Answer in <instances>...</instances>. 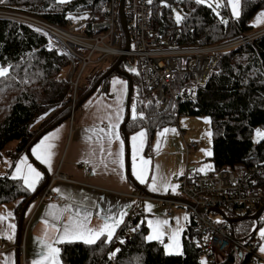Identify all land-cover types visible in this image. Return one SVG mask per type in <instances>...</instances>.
Here are the masks:
<instances>
[{
  "label": "trees",
  "instance_id": "16d2710c",
  "mask_svg": "<svg viewBox=\"0 0 264 264\" xmlns=\"http://www.w3.org/2000/svg\"><path fill=\"white\" fill-rule=\"evenodd\" d=\"M7 1L12 5L25 6L49 22L62 25L70 19L67 11L79 4V0L64 4L59 0ZM152 1L154 33L169 36L177 45L184 46L216 43L252 31V17L264 9V0H246L241 16L224 20L207 2L197 4L195 0H179L177 6L184 19L177 24L168 4L162 0ZM222 12L226 13V10L222 8ZM48 40L46 32L18 20L0 18V67L9 69L7 77H0V162L5 154L14 162L35 143L37 135L66 121L72 112L74 88L68 78L71 61L62 51L51 48ZM116 59H110L106 67L100 63L86 68L85 78L83 80L82 77V85L76 92L79 100L96 85L100 75ZM218 64L219 69L211 73L208 82L198 87L193 105L184 102L180 106L189 110L186 114L200 113L211 120V155L208 157L213 161L211 170L218 171L224 166L238 169L262 163L264 140H260L256 133L264 129V33L254 42H246L224 53ZM113 74L103 78L94 92L106 88ZM130 74L134 84L132 98H135L136 107L144 118L133 120L130 117L126 130L148 126L152 134L173 120L177 122L176 108L171 106L165 113L157 111L155 96L142 87L139 73L132 71ZM11 142L13 146H9ZM44 182L39 181L35 191H31L24 179H13L8 173L0 174V204L13 203L19 217L24 203L34 195L37 198L41 193L37 189ZM258 183L264 187V177H259ZM36 198L28 203L27 211ZM224 211L232 215L228 207ZM240 221H243L240 223L242 233L238 235L234 226V234L239 237L252 235L254 220ZM124 231L122 228L120 236ZM197 232L198 226L188 220L182 233V255L167 254L161 241L148 240V228L142 222L141 231L130 240H121L123 243L118 239L108 241L105 237L95 244H85L82 240L66 241L60 244V255L65 264H200L203 251L194 240ZM116 243V258L112 260L109 254ZM250 258V255L232 248L215 264H248Z\"/></svg>",
  "mask_w": 264,
  "mask_h": 264
},
{
  "label": "built area",
  "instance_id": "2783aa9c",
  "mask_svg": "<svg viewBox=\"0 0 264 264\" xmlns=\"http://www.w3.org/2000/svg\"><path fill=\"white\" fill-rule=\"evenodd\" d=\"M123 1L124 22L130 30V47L126 50L125 33L121 27L122 19L119 14L121 0H79L77 6L67 11L70 19L65 25L49 22L22 5H12L7 1L6 5L0 6V18L18 20L36 30L46 32L50 39L47 44L69 57L71 63L68 78L74 88L72 116L75 113L73 108L79 101L76 92L82 77L86 74V68L90 65H100L124 54H127L129 61L130 57L136 59L134 66L138 68V78L142 87L154 94L157 111L165 113L173 106L178 116L187 113L189 110L181 108L180 105L184 102L193 105L198 87L206 84L211 73L219 69L218 63L224 53L246 42L252 43L264 33V29L261 28L254 33L246 32L233 39L216 43L177 45L169 36L154 33L152 0ZM162 2L172 6L178 5L179 0ZM84 13L86 16L81 22L76 23L71 18V15L78 17ZM121 39H124L123 44ZM72 116L68 118L70 123ZM259 131L264 132V129ZM180 133L185 134L184 131ZM185 146L186 164L178 180L179 193L172 197H162L152 196L146 191H134L130 196L132 203L127 210L126 220L122 224L125 231L120 241L130 240L134 234L141 231L142 202L149 197L160 201L169 216L173 215L174 206L188 213V220L198 226L194 240L207 255L208 264L219 262L218 258L225 257L232 248L250 255L248 264H264V257L257 251L261 240L256 237L255 232L246 237L236 236L234 224L231 226L228 220L216 211L207 212V209L213 207L223 211L228 207L232 215L224 212L230 217L252 216L256 213L264 204V187L258 183V178L264 177V161L256 165L240 166L238 169L224 166L218 171L201 172L195 170L188 159L189 152L200 147L199 142L185 141ZM59 170L50 175L49 184L35 199L36 206L60 197L52 189L54 182L58 180L73 182L65 172ZM89 170L90 167L87 166V172ZM25 239L24 230V236L17 246L9 245L0 239V248L8 251L16 247L20 264H32L27 254ZM117 247L118 243L110 251L112 260L116 258L113 253Z\"/></svg>",
  "mask_w": 264,
  "mask_h": 264
},
{
  "label": "crops",
  "instance_id": "0c3cea01",
  "mask_svg": "<svg viewBox=\"0 0 264 264\" xmlns=\"http://www.w3.org/2000/svg\"><path fill=\"white\" fill-rule=\"evenodd\" d=\"M262 10L264 11V9H260L259 12ZM259 27L264 28V23H261ZM102 64H108V61ZM134 67L123 64L121 68L128 69L130 73L132 71L138 72V68ZM129 86L128 77L118 73L113 74L108 79L106 88L94 92L76 109L71 119L72 124L67 119L55 128L52 127L44 132L38 140H35V143L29 146V150L23 151L14 162L10 156L9 159L4 157L5 160H1L0 174L8 173L9 176L13 177L15 175L17 178L23 179V176L27 173L26 166H21L22 172L19 174L16 173V166L24 157H27V164H30L41 173L42 179L40 181L44 182L58 169H60V172H65L67 177L73 181L58 180L54 182L52 189L60 197L57 200L51 199V201L38 204V206L34 203L26 212L24 223L25 243L32 264L34 262L47 264L46 261H42V253L47 251L45 243H52L57 235V232L51 226L53 224L57 228H62L70 219L78 221L85 214H90L87 226L96 229L105 223V218L114 217L118 219L119 214L124 213L123 222L116 228L112 238L120 241L122 235H124L123 232L120 236L122 224L126 220L127 210L132 203L130 196L134 191H146L152 196L162 195V197H172L179 193V188L173 191V186L175 188L178 186V180L183 174L184 165L186 164L187 149L185 141L181 144L179 135L172 131L170 133L173 137H170L168 132L164 133L163 136L160 135L164 128L171 123L157 129L152 134L148 126L127 131L126 125V128L122 129L128 112L126 101L128 100L127 91ZM133 104L136 106L135 98L131 96L130 111ZM117 108H123L119 121L116 119ZM136 111L139 114L138 107H136ZM109 123L119 124L115 131L119 133L120 139L113 138L111 144H109V138L100 132V129L107 132ZM142 130L146 132V137L142 147H140L139 140L136 142L137 147H140V151L134 159L135 149L131 138ZM45 137H48L45 144L55 145L50 149L52 152L50 170L47 164L42 163L33 155L32 151L41 141L45 140ZM101 137L103 138L101 139ZM121 140L123 141L122 155H120ZM158 141L159 150H157ZM141 157L150 161L144 173V183H141L135 174L142 167H145L140 162ZM87 166L90 167L89 172H87ZM192 167L197 171H201L199 168L196 169L194 164ZM153 177L156 180V191L151 190ZM57 189L59 191H56ZM148 205L152 206L151 210L148 209ZM52 206L56 207L53 208ZM14 207L13 203L0 204V217L4 218L0 220V239L9 245H16V239H18L19 219L15 214ZM65 209H69V211H65ZM77 212L79 216H76ZM53 214L58 216L59 219H54ZM172 214V216L167 215L161 202L156 199L147 197L142 202V223L148 228L146 238L153 234L152 228L149 227V221L155 224L157 220H167L168 224L163 228L165 233L162 238L163 245L172 243L169 237L179 229L178 240L182 250V233L186 228L189 215L176 206L173 207ZM45 221L48 222L47 225ZM112 222L111 219L108 220L109 224ZM11 225H15V227L12 228ZM9 236L12 239H8ZM102 237L106 238V236ZM66 241L78 242L79 240L69 239ZM154 241L160 242V240L155 239ZM60 244L55 243L53 246L61 251ZM18 258L16 247L8 251L0 248V264H18ZM58 261L59 264H65L60 252Z\"/></svg>",
  "mask_w": 264,
  "mask_h": 264
},
{
  "label": "snow or ice",
  "instance_id": "6c2138e0",
  "mask_svg": "<svg viewBox=\"0 0 264 264\" xmlns=\"http://www.w3.org/2000/svg\"><path fill=\"white\" fill-rule=\"evenodd\" d=\"M2 2V0H0ZM60 3H69L70 0H59ZM151 2V0H149ZM195 3L197 4H204L205 0H195ZM228 3L232 7V13L234 16H239V5H240V0H228ZM167 6V5H165ZM209 7L212 5L209 4ZM216 7L219 8L221 5L219 3L216 4ZM264 15V14H262ZM184 19L179 13L176 15V22L179 24L181 20ZM223 23H227V21H222ZM9 75V69L5 67H0V77H7ZM123 111V108H117L116 109V119L117 121L120 120V113ZM131 117L133 120L137 119H143L144 115L143 113H137L136 111V106L133 104L131 107ZM119 127V124H113L109 123L108 125V130L105 132L104 129H100V132L104 133L108 138H109V144H111L112 139L119 140L120 136L119 133L116 132L115 130ZM169 131L175 132V129H164L162 133H160L161 136L164 135V133H167ZM257 137L260 140H264V132L257 131L256 133ZM146 137V132L145 131H140L136 135L132 136V141H133V146L135 149L134 153V159L136 158V155H138L140 151V147L143 146L144 139ZM103 137H101L102 139ZM48 140V137H45L44 141H41L40 144H38L35 148H33V155L36 156L37 159L41 160L42 163H45L48 165L49 170L51 169V157H52V152L50 149L55 147L53 144H45V141ZM140 141V147H137L136 142ZM259 142V141H258ZM121 144V151L120 155L123 154V141H120ZM157 150H159V141L157 144ZM111 155V153H109ZM207 155H211L210 152L206 153ZM140 162L143 166L141 170L137 173V178L140 179L141 183L145 182V177L144 173L146 172L147 168L146 166L150 164L149 160H145L142 157L140 158ZM26 166L27 168V173L23 176L24 183L27 186L28 189L31 191H35L36 184L42 179L41 173L38 172L35 168H33L30 164H27V157H24L19 164L16 166V173L19 174L22 172L21 166ZM122 165V161H121ZM182 174V173H181ZM17 176H13V179H16ZM156 180L155 177H153V186L151 188L152 191H156ZM167 190V188H165ZM175 190V186H173V191ZM56 191H59L58 189ZM55 208L56 206H52ZM149 210H151V205L147 206ZM65 211H69V209H65ZM54 215V219H59L58 216ZM123 215L124 213L119 214V218H114V217H107L105 218V223L100 226L99 228L93 229L89 228L87 226L90 214H85L82 219L77 220H72L70 219L67 223H65L62 228H57L55 224L51 225L55 231L57 232V235L52 243H45V247L47 249L46 253H42V261H46L47 264H59L58 261V256L60 249L57 247H54L53 244L55 243H63L66 240L69 239H74V240H82L83 243L85 244H95L97 240H99L102 236H106V239L108 241H111L113 238V234L116 230V228L123 222ZM76 216H79V213H76ZM4 219L3 217H0V220ZM111 219L113 222L111 224L108 223V220ZM47 225V221H45ZM168 224L167 220L164 221H159L157 220L155 224H153L152 221H149V227L152 228L153 234L150 235L147 239L148 240H160L161 243H163V236L165 235L164 233V226ZM12 228L15 227V225H11ZM179 229L175 232L172 233V235L169 237V239L172 241V243L165 245V248L167 250V254H176V255H182L183 253L180 251V243L178 240V235H179ZM260 236L264 238V229L260 230ZM8 239H12L11 236L7 237ZM123 243V241H121ZM118 251V250H117ZM261 252H264V247L260 249ZM115 255V253H113ZM34 264H39V262H34ZM203 264V262H202Z\"/></svg>",
  "mask_w": 264,
  "mask_h": 264
},
{
  "label": "rangeland",
  "instance_id": "374dc122",
  "mask_svg": "<svg viewBox=\"0 0 264 264\" xmlns=\"http://www.w3.org/2000/svg\"><path fill=\"white\" fill-rule=\"evenodd\" d=\"M205 2H207L208 4H211L212 5L211 7L213 8V10H215L217 14L219 13L224 20H227V19L232 20V19L238 18L239 16L242 15L243 11L245 10L244 4H245L246 0H240V5H239V13L240 14H239V16L233 15L232 7L228 3V0H205ZM217 3H219L221 5V7L217 8L216 7ZM6 4H7V0H2V2H0V6L6 5ZM222 8L226 10V13L222 12ZM169 9L173 13L175 21H176L177 13H179L181 16H183V12H181L180 8H178L177 5L169 6ZM263 12L264 11L262 10L259 12V14L257 13L258 14L257 16L255 15L252 17L250 22L254 26L253 28H255V29H252V31L250 30L247 32L254 33V31L256 32V30H259V29L261 30V27H259V25L261 23H264V15H262V14H264ZM85 16H86V14L84 13L78 17L71 15V18L77 23V22L83 21ZM262 29H264V28H262ZM135 64H136V59L130 57V62L128 65L135 68L134 67ZM106 65L107 64H104V65L102 64L101 66L106 67ZM84 78H85V76L83 77V80H84ZM81 85H82V81H80L79 86H81ZM176 118L179 120V122H178V120H177V122L173 120V122L171 121L170 122L171 124L166 126V128H164V129H170V130L175 129V132H173V133H176L179 135V137H180L179 142L181 144L183 141H190V140L196 141L197 140L199 142L200 147H198L197 149H195L189 153V155H188L189 162L191 163V165H193V164L196 165V169L199 168V169H201L202 172H206V171L213 169V161L212 160L210 161V159L208 158L210 155L206 154V153L211 151V145L210 144H211V138H212V131L210 128V124H211L210 118H208V116L200 114V113H195V114L182 113ZM180 131H184L185 134L182 136ZM168 133H169L170 137H173L172 133H170V131ZM13 145H14L13 142H11L9 144V146H13ZM177 145H178V143H177ZM9 146H7V147H9ZM4 157H5V159H9V156H7L6 154L4 155ZM49 181H50V179H49ZM177 188H179V187L176 186L175 189H177ZM241 222H243V221L234 223V225L236 227V233L238 235L240 233H242L241 228H243V226H242V224H240ZM253 224H254V227L252 230H254V228L257 225L254 221H253ZM23 225H24V223H23ZM21 228H22V226H21ZM261 229H264V224L262 226H260L259 229L255 230V235H256V237L260 238V240H261V244L259 245V248L257 249V251L259 252V254L261 256L264 257V252L260 251V249L262 247H264V238H262L260 236V230ZM21 236H22V233H21ZM19 243H20V240H19ZM164 251L167 252V250L165 248H164ZM180 251H181V248H180ZM207 259H208L207 255H205V253H202L200 264H202V262H203V264H208ZM218 259H220V258H218Z\"/></svg>",
  "mask_w": 264,
  "mask_h": 264
},
{
  "label": "water",
  "instance_id": "95a60500",
  "mask_svg": "<svg viewBox=\"0 0 264 264\" xmlns=\"http://www.w3.org/2000/svg\"><path fill=\"white\" fill-rule=\"evenodd\" d=\"M123 7H124V1L121 0V5L119 7V14L121 16V27L123 28V31H124V36H125V41H126V45L124 47V49H128L130 47V41H129V33H130V30H129V27H127L126 25V22L125 21V14H124V10H123ZM122 64H129V58L127 56V54L125 55H121L119 57H117L116 60L113 61V63L108 67V69L106 71H104L103 74L100 75L99 79L97 80V83L96 85L93 87V88H90L89 91L87 92V94L81 98L78 102H76L73 110L76 111L77 108H79V106L85 102V100L94 93L95 89L100 85V81L104 78H107L108 76L112 75L114 71L118 72L119 75H123V76H126L128 77V80L130 81V86L128 87V91H127V94H128V100L126 101V108H127V114H126V117L124 119V125H123V128H126V125L128 123V120H129V117H130V114H131V111H130V108H129V102L131 100V90H132V87H133V81H131V75H130V71L127 69V70H124L121 68V65ZM72 112L67 116V118H69L70 116H72ZM41 136V135H40ZM39 135H37L35 138V140H38ZM29 150V147L28 149ZM49 179L50 178H46V181L40 185L37 189V192L42 190L48 183H49ZM33 198H36V195H34L29 201L27 200V202L24 203V207L22 209V212H20V215L18 217L19 219V225H18V228H17V233H18V239H16V246L18 245L19 243V240L21 239V226H23V223H24V215H25V211H27V208H28V203L33 199ZM210 211H216L217 213L221 214L222 216L225 217V219L228 220V222L230 223L231 226H234L233 224L235 222H238L242 219L244 220H254L255 223L257 224L256 227L254 228V231H252V233L254 234L255 230L259 229L260 226H262L264 224V204H262L258 211L256 213H254L252 216H240V217H230V215H228L226 212H224L223 210L219 209V208H216V207H213V208H210V209H207V212H210ZM17 252H18V248H17ZM19 260V258H18ZM20 264V260H19V263Z\"/></svg>",
  "mask_w": 264,
  "mask_h": 264
}]
</instances>
